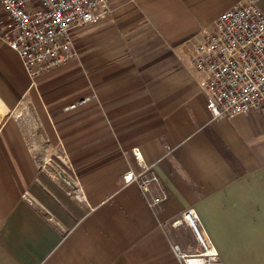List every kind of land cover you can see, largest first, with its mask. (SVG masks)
<instances>
[{
  "label": "crops",
  "instance_id": "1",
  "mask_svg": "<svg viewBox=\"0 0 264 264\" xmlns=\"http://www.w3.org/2000/svg\"><path fill=\"white\" fill-rule=\"evenodd\" d=\"M244 1L109 0L73 32L77 60L34 84L0 42V264H180L189 208L222 264H264V108L213 120L190 61ZM133 148L149 197L123 182Z\"/></svg>",
  "mask_w": 264,
  "mask_h": 264
},
{
  "label": "built area",
  "instance_id": "2",
  "mask_svg": "<svg viewBox=\"0 0 264 264\" xmlns=\"http://www.w3.org/2000/svg\"><path fill=\"white\" fill-rule=\"evenodd\" d=\"M258 2L245 0L222 12L215 28L203 32L204 40L190 59L202 75L206 107L213 120L264 108V12ZM109 11V0H0V42L18 54L34 84L75 61L78 52L73 32L96 23ZM132 152L141 170L126 171L124 185H135L149 197L160 179L145 163L139 148ZM166 198L161 190L160 197L148 200L149 207ZM171 226L189 228L196 240L197 248L192 252L172 245L180 264H222L193 208L185 210Z\"/></svg>",
  "mask_w": 264,
  "mask_h": 264
},
{
  "label": "rangeland",
  "instance_id": "3",
  "mask_svg": "<svg viewBox=\"0 0 264 264\" xmlns=\"http://www.w3.org/2000/svg\"><path fill=\"white\" fill-rule=\"evenodd\" d=\"M263 1H264V0H260V2H259V3H260V5L262 4V2H263ZM77 58H78V57H77ZM76 60H77V59H76ZM76 60H75V61H76ZM195 248H197V245H195V247H194V248H192V249H191V250H189V251H191V252H192V250H194Z\"/></svg>",
  "mask_w": 264,
  "mask_h": 264
}]
</instances>
